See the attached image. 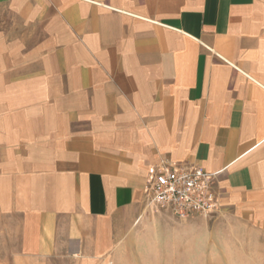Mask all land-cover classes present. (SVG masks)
<instances>
[{
    "label": "crops",
    "instance_id": "crops-1",
    "mask_svg": "<svg viewBox=\"0 0 264 264\" xmlns=\"http://www.w3.org/2000/svg\"><path fill=\"white\" fill-rule=\"evenodd\" d=\"M164 163L264 224V0H0L1 259L108 264Z\"/></svg>",
    "mask_w": 264,
    "mask_h": 264
},
{
    "label": "rangeland",
    "instance_id": "rangeland-1",
    "mask_svg": "<svg viewBox=\"0 0 264 264\" xmlns=\"http://www.w3.org/2000/svg\"><path fill=\"white\" fill-rule=\"evenodd\" d=\"M0 264L13 244H3ZM52 264H68L56 259ZM108 264H264V224L235 209L182 219L167 211L149 212L136 222Z\"/></svg>",
    "mask_w": 264,
    "mask_h": 264
},
{
    "label": "built area",
    "instance_id": "built-area-1",
    "mask_svg": "<svg viewBox=\"0 0 264 264\" xmlns=\"http://www.w3.org/2000/svg\"><path fill=\"white\" fill-rule=\"evenodd\" d=\"M215 176L202 168L180 169L164 163L156 168L148 190L154 204L169 208L179 218L209 215L219 207Z\"/></svg>",
    "mask_w": 264,
    "mask_h": 264
}]
</instances>
